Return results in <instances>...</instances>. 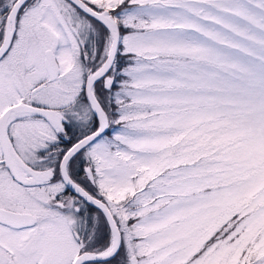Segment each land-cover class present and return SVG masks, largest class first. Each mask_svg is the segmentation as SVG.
Masks as SVG:
<instances>
[{"label":"snow or ice","instance_id":"6c2138e0","mask_svg":"<svg viewBox=\"0 0 264 264\" xmlns=\"http://www.w3.org/2000/svg\"><path fill=\"white\" fill-rule=\"evenodd\" d=\"M0 264H264V0H0Z\"/></svg>","mask_w":264,"mask_h":264}]
</instances>
